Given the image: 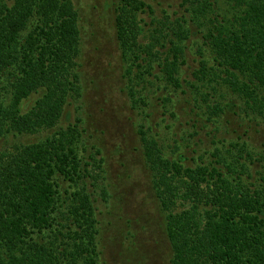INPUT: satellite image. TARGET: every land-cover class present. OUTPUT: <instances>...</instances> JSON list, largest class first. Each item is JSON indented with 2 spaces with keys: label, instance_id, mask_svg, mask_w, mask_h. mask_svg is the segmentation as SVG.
<instances>
[{
  "label": "trees",
  "instance_id": "16d2710c",
  "mask_svg": "<svg viewBox=\"0 0 264 264\" xmlns=\"http://www.w3.org/2000/svg\"><path fill=\"white\" fill-rule=\"evenodd\" d=\"M180 7L163 9L156 20L144 0L112 4L131 106L149 104L137 96L136 79L160 75L183 94L188 88L191 99L215 115L224 110L212 100L219 87L264 115V0H182ZM80 52L72 0H0V139L58 124L69 100L82 93ZM191 57L196 67L188 77L184 66ZM147 129L141 124L136 131L163 214L170 264H264V170L254 176L248 145L215 148L216 166L186 165L181 155L168 156ZM81 132L74 122L0 151V264H102L101 218L92 194L73 192L65 208L53 180L57 172L72 181L91 178L97 187L101 150L93 146L79 156Z\"/></svg>",
  "mask_w": 264,
  "mask_h": 264
},
{
  "label": "rangeland",
  "instance_id": "374dc122",
  "mask_svg": "<svg viewBox=\"0 0 264 264\" xmlns=\"http://www.w3.org/2000/svg\"><path fill=\"white\" fill-rule=\"evenodd\" d=\"M72 1L79 11L81 27V96L69 100L54 128L33 135H8L0 139V151L15 143L40 140L77 122L82 130L77 144L79 156H86L93 146L99 148L103 172L97 187L92 186L91 178L72 181L56 172L54 186L59 199L66 202L64 207L75 191L84 189L92 194L90 198L101 218L102 264H170L171 250L162 228L163 214L151 188V176L136 129L146 125L148 134L158 135L164 152L168 156L181 155L186 165L216 166L211 155L215 148L223 151L232 149L229 142H245L252 157L247 165L257 177L255 172L264 170V115L246 110L239 97L221 87L214 92L212 100L219 101L224 110L215 115L218 111L207 109L206 103L194 102L188 88L183 94L161 80L160 75L159 78L145 75V81L136 79L134 89L140 91L137 96L141 94L149 104L146 108H133L124 77L125 64L115 38L114 0ZM144 1L153 7L156 20L163 19V9H171L169 6L182 11V0ZM146 20L149 22L150 18ZM195 67L191 57L184 66L188 77ZM35 97L26 101L24 110ZM230 101L235 104L227 109L224 104ZM82 165L80 161L79 175L84 174ZM57 217L64 220L61 214Z\"/></svg>",
  "mask_w": 264,
  "mask_h": 264
}]
</instances>
